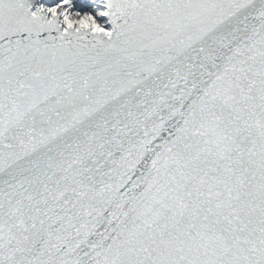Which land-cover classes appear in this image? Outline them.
Here are the masks:
<instances>
[{"label": "snow or ice", "instance_id": "snow-or-ice-1", "mask_svg": "<svg viewBox=\"0 0 264 264\" xmlns=\"http://www.w3.org/2000/svg\"><path fill=\"white\" fill-rule=\"evenodd\" d=\"M0 264H264V0H0Z\"/></svg>", "mask_w": 264, "mask_h": 264}]
</instances>
